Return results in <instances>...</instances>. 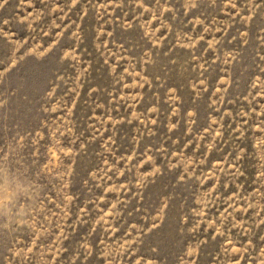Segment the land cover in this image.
I'll return each mask as SVG.
<instances>
[{
	"label": "rangeland",
	"instance_id": "rangeland-1",
	"mask_svg": "<svg viewBox=\"0 0 264 264\" xmlns=\"http://www.w3.org/2000/svg\"><path fill=\"white\" fill-rule=\"evenodd\" d=\"M0 264H264V0H0Z\"/></svg>",
	"mask_w": 264,
	"mask_h": 264
}]
</instances>
